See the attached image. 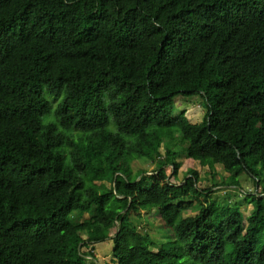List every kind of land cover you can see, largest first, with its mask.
<instances>
[{
	"label": "trees",
	"instance_id": "16d2710c",
	"mask_svg": "<svg viewBox=\"0 0 264 264\" xmlns=\"http://www.w3.org/2000/svg\"><path fill=\"white\" fill-rule=\"evenodd\" d=\"M102 241L103 264H264V0H0V264Z\"/></svg>",
	"mask_w": 264,
	"mask_h": 264
},
{
	"label": "rangeland",
	"instance_id": "374dc122",
	"mask_svg": "<svg viewBox=\"0 0 264 264\" xmlns=\"http://www.w3.org/2000/svg\"><path fill=\"white\" fill-rule=\"evenodd\" d=\"M184 113L188 120L191 123H198L201 122L205 113H206V107L203 103V101L200 100V97L198 96H189V97H184L181 95H178L175 98V113L176 115L180 113ZM184 159H179V161ZM190 160H187L186 162L184 161L183 166H181L179 173L177 174V180L176 182L182 181L184 179L185 171L191 167L189 164ZM195 167L199 170V174L201 176V179L199 181V185L202 187H208L211 186L213 183L216 182H221L224 181L225 185H231V180L228 177V173L222 170V167L220 165L216 166V171H217V176H212L211 173L209 172L208 167L206 166H201L200 164L196 163L194 161ZM157 163L156 161L149 162L148 161H143L139 166H136L134 168L135 170L138 169H146L149 172H152L153 170L156 169ZM237 180L241 183L243 189L246 191L248 190H255L254 180L252 175L244 172H241L237 174L235 177ZM219 179V180H218ZM106 184L110 185L108 181H106ZM221 186V185H220ZM219 186V187H220ZM230 186H222V187H227L229 188ZM233 188V187H232ZM217 191L216 193H219L218 189L215 188ZM202 198V197H201ZM221 198H219L220 200ZM252 212V204L246 203L242 206V213L244 216V222L246 221L245 219L247 216ZM153 216L157 217V211H154L152 213ZM84 216H89L87 213L84 214ZM156 225V224H155ZM150 224L149 222L147 223L146 221H143L142 223H139V228L140 230L143 231H148L149 234L152 236L153 240L157 242V244H160L161 241L165 240L167 238V232L163 229L162 226ZM111 250V242L109 241H102V242H97L95 244V255L97 257V261L100 264H103L104 262H110L112 255L110 254Z\"/></svg>",
	"mask_w": 264,
	"mask_h": 264
}]
</instances>
